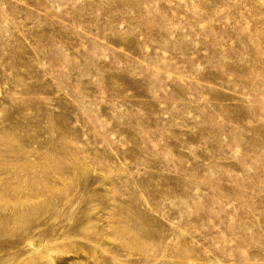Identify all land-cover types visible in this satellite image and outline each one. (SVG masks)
Here are the masks:
<instances>
[{
  "label": "rangeland",
  "instance_id": "374dc122",
  "mask_svg": "<svg viewBox=\"0 0 264 264\" xmlns=\"http://www.w3.org/2000/svg\"><path fill=\"white\" fill-rule=\"evenodd\" d=\"M0 264H264V0H0Z\"/></svg>",
  "mask_w": 264,
  "mask_h": 264
},
{
  "label": "bare ground",
  "instance_id": "6f19581e",
  "mask_svg": "<svg viewBox=\"0 0 264 264\" xmlns=\"http://www.w3.org/2000/svg\"><path fill=\"white\" fill-rule=\"evenodd\" d=\"M0 94H1V92H0Z\"/></svg>",
  "mask_w": 264,
  "mask_h": 264
}]
</instances>
